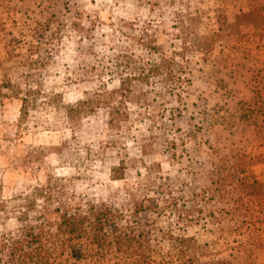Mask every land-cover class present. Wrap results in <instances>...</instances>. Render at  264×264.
Instances as JSON below:
<instances>
[{
    "label": "rangeland",
    "instance_id": "rangeland-1",
    "mask_svg": "<svg viewBox=\"0 0 264 264\" xmlns=\"http://www.w3.org/2000/svg\"><path fill=\"white\" fill-rule=\"evenodd\" d=\"M263 23L264 0H0V264H13L25 222L42 225L50 250L38 264H264V64L251 63L264 54ZM173 52L183 79L134 78L129 98L113 99L128 112L114 128L106 106L75 136L48 108L18 126L21 101L1 88L10 80L39 103L55 94L71 105ZM143 196L163 210L132 213ZM103 202L143 242L76 258L57 210Z\"/></svg>",
    "mask_w": 264,
    "mask_h": 264
},
{
    "label": "trees",
    "instance_id": "trees-1",
    "mask_svg": "<svg viewBox=\"0 0 264 264\" xmlns=\"http://www.w3.org/2000/svg\"><path fill=\"white\" fill-rule=\"evenodd\" d=\"M175 54L176 52H173V56L164 57L156 64L147 62L149 64H144L146 66H138L142 70L138 73V76L134 73H118V87L116 89L108 90L104 87L101 91L89 92L84 99L71 105L63 104L58 95L55 99V94H53V102L49 100L50 102H41V104L38 102L40 93L37 90L29 88L23 91L19 85L13 84L10 80L3 82L1 88L7 90L4 95L11 93L21 101L18 126L26 121L31 109H36L37 107L48 108L54 114H61V119L71 128V133L75 136V128L78 127L80 118L93 113L100 106L109 108V118L107 120L109 127H117L119 122L125 119L128 112L124 110L120 113V107L114 106L113 99L118 96L121 100L120 103L123 104L129 98L131 82L136 77L141 81H148L151 75H164L169 79H173L176 76L174 70ZM176 77L177 79H183L180 76ZM125 169L123 161L120 160L119 166L111 168L110 177L112 179L122 178ZM160 210H163V207L160 206L156 198L143 196L140 201L134 202L132 213L142 211L159 213ZM57 211L58 215L55 224L57 234L63 238L65 246H68L71 255H75L76 258L79 253L82 254V250L89 249L90 247L92 250L98 248L99 251L110 244L117 250L125 252L129 245L135 242H143L142 232L133 229V227L120 225L119 220H121L123 213L114 204L103 202L99 207L92 205L86 210H72L70 212V210L63 209ZM41 215L45 219L46 214L44 215L43 212ZM35 227H39V230L36 231ZM41 231V224L34 226L28 222H25L18 228L16 235L11 238L9 248L10 254L13 255V264L49 263L48 255L50 250L43 247V234ZM109 236H113V238L110 240ZM192 239L191 237L182 236L179 241L188 243ZM83 240L88 242L86 247L83 246ZM33 248L34 252L32 251ZM148 259L151 258L149 257Z\"/></svg>",
    "mask_w": 264,
    "mask_h": 264
},
{
    "label": "crops",
    "instance_id": "crops-1",
    "mask_svg": "<svg viewBox=\"0 0 264 264\" xmlns=\"http://www.w3.org/2000/svg\"><path fill=\"white\" fill-rule=\"evenodd\" d=\"M263 29H264V23H263ZM263 43H264V41H263ZM260 58H261L260 59L261 61H259L258 57H257V59L253 60L251 63H254L256 61L257 63L262 62L264 64V54Z\"/></svg>",
    "mask_w": 264,
    "mask_h": 264
},
{
    "label": "clouds",
    "instance_id": "clouds-1",
    "mask_svg": "<svg viewBox=\"0 0 264 264\" xmlns=\"http://www.w3.org/2000/svg\"><path fill=\"white\" fill-rule=\"evenodd\" d=\"M116 83H118V81L116 82ZM113 85H109V87H112ZM91 87H95V85H92ZM59 174V173H58Z\"/></svg>",
    "mask_w": 264,
    "mask_h": 264
}]
</instances>
